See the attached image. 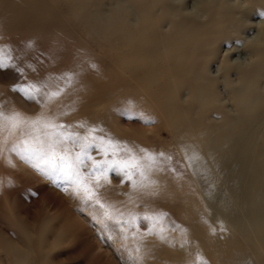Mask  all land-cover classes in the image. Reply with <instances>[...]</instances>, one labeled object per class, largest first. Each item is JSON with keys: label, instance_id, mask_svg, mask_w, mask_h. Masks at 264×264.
Masks as SVG:
<instances>
[{"label": "rangeland", "instance_id": "374dc122", "mask_svg": "<svg viewBox=\"0 0 264 264\" xmlns=\"http://www.w3.org/2000/svg\"><path fill=\"white\" fill-rule=\"evenodd\" d=\"M211 2L215 0H165L201 23L210 18L200 8ZM90 3L85 0L82 8ZM128 4L109 0L103 15L119 6L132 10ZM225 5L240 12L237 20L222 16L216 21L233 23L239 33L220 35L216 56L205 61L218 80L221 102L234 115L226 83L236 86L240 64L256 62L250 51L261 48L257 43L264 38V2L225 0ZM76 16L64 0H0V49L15 65L0 69V105L6 114L58 118L69 137L63 146L71 152L66 163L58 161L59 168L52 169L43 162L46 143L29 138L34 151H25L24 137L7 128L0 131V264H223L215 243L225 241V230L219 222L211 226L205 221L189 164L166 117L141 90L153 91L156 85L138 88L122 71L119 48L101 47L85 25L87 18ZM166 24L164 29L171 31ZM28 85L41 88L35 99L14 90ZM188 95L185 91L182 97L188 101ZM212 116L214 122L221 120L217 113ZM93 129L95 136L111 138L137 154L147 150L164 157L136 187L111 171L107 180L97 182L90 161L73 163L77 143ZM88 151L102 161L95 147ZM78 176L94 190L92 198L78 185ZM7 246L23 250L27 258L18 263Z\"/></svg>", "mask_w": 264, "mask_h": 264}, {"label": "bare ground", "instance_id": "6f19581e", "mask_svg": "<svg viewBox=\"0 0 264 264\" xmlns=\"http://www.w3.org/2000/svg\"><path fill=\"white\" fill-rule=\"evenodd\" d=\"M64 1L74 15L87 18L85 25L101 47L119 48L122 71L138 88L156 85L153 91L141 90L166 117L189 164L193 188L206 209L205 221L211 226L219 222L225 230V241L215 243L223 264H264V38L255 44L261 48H251L256 62L238 64L236 86L226 83L235 104L231 115L205 61L216 56L220 35L239 33L233 23L230 27L216 21L222 16L237 20L240 14L225 0L201 6V13L210 18L207 23L171 8L165 0H126L132 10L110 8L108 16L103 8L109 0H90L87 9L82 8L85 0ZM165 23L171 31L164 29ZM185 91L188 101L182 97ZM214 113L220 121H213ZM5 249L18 263L27 258L16 247Z\"/></svg>", "mask_w": 264, "mask_h": 264}, {"label": "snow or ice", "instance_id": "6c2138e0", "mask_svg": "<svg viewBox=\"0 0 264 264\" xmlns=\"http://www.w3.org/2000/svg\"><path fill=\"white\" fill-rule=\"evenodd\" d=\"M12 57L0 49V69L15 67L11 62ZM17 71H22L17 69ZM22 92L26 97L35 99L41 93V88L37 85H28L14 89ZM55 98L56 93L51 94ZM131 111V109H130ZM56 117L42 114L35 119L26 118L18 112L6 114L4 106L0 105V131L7 130L10 134H19L24 137L22 143L26 146L25 151H34L29 146V138L40 144H47L48 154L44 159L52 169H58V161L67 162L71 152L64 147L65 140L69 139L64 133L65 125L57 122ZM95 129L91 130L89 136L83 137L77 143L79 151L75 153L73 163L83 164L85 160L91 162L92 175L98 182L101 177L108 179V173L117 172L122 174V179L131 182L133 187L142 184L147 179V170L158 164L159 158L164 157L163 153L153 154L147 150H141L143 155L137 154L131 148L122 147L120 142L111 138L97 137L94 135ZM95 147L101 154L102 161L97 160L89 153V149ZM165 159H170L165 157ZM136 177L140 179L137 180ZM77 183L88 194L89 198L95 195L94 190L88 186L86 181L78 176ZM150 219V217H144Z\"/></svg>", "mask_w": 264, "mask_h": 264}]
</instances>
